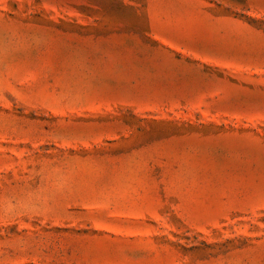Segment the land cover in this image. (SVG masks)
<instances>
[{
    "label": "rangeland",
    "instance_id": "rangeland-1",
    "mask_svg": "<svg viewBox=\"0 0 264 264\" xmlns=\"http://www.w3.org/2000/svg\"><path fill=\"white\" fill-rule=\"evenodd\" d=\"M0 264H264V0H0Z\"/></svg>",
    "mask_w": 264,
    "mask_h": 264
}]
</instances>
